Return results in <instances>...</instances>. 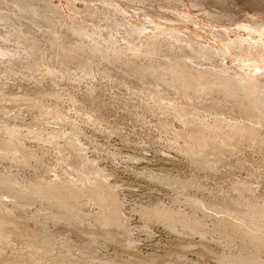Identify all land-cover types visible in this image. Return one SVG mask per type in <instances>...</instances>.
I'll return each instance as SVG.
<instances>
[{
	"label": "rangeland",
	"instance_id": "1",
	"mask_svg": "<svg viewBox=\"0 0 264 264\" xmlns=\"http://www.w3.org/2000/svg\"><path fill=\"white\" fill-rule=\"evenodd\" d=\"M192 1L0 0V46L10 50L0 55V139L24 147L15 157L0 156V264H245L240 257L256 244L243 233L225 234L217 208L246 227L263 221L264 144L256 143L264 141V129L257 126L256 140L246 130L237 134L242 144L232 152L213 144L188 152L194 139L184 121L200 125L218 112L244 127L247 101L242 91L228 99L196 87L190 92L192 77L184 83L178 78L197 69V78L209 82L224 74L264 80L263 49L253 62L234 54L249 46L243 40H264L242 27L263 24L264 0ZM208 13L223 17L216 22ZM200 47L211 50L212 59L197 55ZM83 68L94 72L90 78ZM261 92L255 97L264 99ZM29 98L45 108L31 106ZM6 125L17 128L10 137ZM216 134L205 136L215 141ZM101 176L119 201L112 200L119 205L116 226L107 222L110 200L98 206L86 193ZM43 184L67 197L66 207L33 193ZM21 187L26 193L17 199ZM156 210L202 224L191 233L156 218ZM259 249L264 260V245Z\"/></svg>",
	"mask_w": 264,
	"mask_h": 264
},
{
	"label": "bare ground",
	"instance_id": "2",
	"mask_svg": "<svg viewBox=\"0 0 264 264\" xmlns=\"http://www.w3.org/2000/svg\"><path fill=\"white\" fill-rule=\"evenodd\" d=\"M192 2H194L193 4H194V6H199V4L197 3L198 1H196V0H193ZM2 4V3H1ZM38 9V8H37ZM20 11H23V9L22 10H20ZM25 11V10H24ZM2 13V12H1ZM11 13V12H10ZM9 16H10V14H8ZM208 15L213 19V20H216V22L217 21H219V20H221V18L223 17L222 15L221 16H219V15H215V13H214V15H212V14H210V13H208ZM35 17V16H34ZM45 18V17H44ZM7 19H9L10 20V17L9 18H7ZM48 19V18H47ZM226 19H227V21H232V18H228V17H226ZM4 20H2V19H0V22H3ZM117 21V20H116ZM107 22V21H106ZM21 26V25H20ZM69 27V26H68ZM72 27V26H71ZM242 27H244L245 29H247V30H249V32L251 33V34H258L259 36H264V22H263V24H258L257 23V21H253V23H249V24H246V25H244V26H242ZM21 29V28H20ZM14 30H15V28H14ZM7 31V30H6ZM11 31V30H10ZM17 31V30H16ZM161 31V30H160ZM82 32V31H81ZM163 32V31H162ZM9 32H7V34H8ZM17 33V32H16ZM24 33V32H23ZM165 33V32H164ZM6 34V35H7ZM10 34V36H11V33H9ZM14 34V32L12 33V35ZM20 34H21V32H20ZM1 35V34H0ZM25 35V34H24ZM52 35V34H51ZM140 35H141V33H140ZM153 35H155V34H153ZM22 37V36H21ZM25 37V36H24ZM58 37V36H57ZM157 37V36H156ZM8 38V37H7ZM12 38V37H11ZM27 38V37H26ZM59 38V37H58ZM260 38V37H259ZM1 39V38H0ZM9 39V38H8ZM19 39V38H18ZM3 40V39H2ZM22 40V39H21ZM59 40V39H58ZM258 41V40H257ZM250 42V41H245V40H243V41H241V43L242 42H244V44L245 43H248L249 44V46L248 47H246V46H240V47H238L239 48V52H235L234 54L235 55H237V57L238 56H243V55H245V57L247 58V59H245L244 61L245 62H253V61H256V60H254L255 59V56L254 55H260V54H262L261 52L264 50V40H261V42ZM5 42H7V40H6V38H5ZM60 42V41H59ZM233 42V41H232ZM53 43V42H52ZM51 44V43H50ZM198 44V43H197ZM71 45V44H70ZM150 45V44H149ZM154 46V45H153ZM238 46V45H237ZM54 47V46H53ZM167 47V46H166ZM169 47V46H168ZM179 47V46H178ZM189 47V46H188ZM230 47V46H229ZM25 48V47H24ZM62 48H64V47H62ZM160 49H161V46L159 47ZM204 48H202V47H200V49H198V50H196L195 51V53L197 54V55H199V56H202V57H206V58H211L213 55H211V50H210V52L208 51V50H206V52H205V50H203ZM263 49V50H262ZM18 50V49H17ZM21 50V49H20ZM25 50V49H24ZM30 50H31V48H30ZM149 50V49H148ZM220 50V49H219ZM10 51V50H9ZM7 49H3V47H1L0 46V55H1V57H2V54H5V53H7V52H9ZM32 51V50H31ZM136 51H138V50H136ZM135 51V52H136ZM158 51V50H157ZM25 52V51H24ZM152 52V51H151ZM230 52H231V50H230ZM25 53H27V52H25ZM153 53H155V52H153ZM157 53V52H156ZM165 53V52H164ZM9 54V53H8ZM28 54V53H27ZM30 54V53H29ZM56 54V53H55ZM185 54V53H184ZM228 54V53H227ZM11 55L12 56H18L19 54L18 53H12V51H11ZM216 55V54H215ZM225 55V54H224ZM23 56V55H22ZM21 55H19L18 57H22ZM196 56V55H195ZM198 56V57H199ZM217 56V55H216ZM30 57V56H29ZM197 57V56H196ZM200 58V57H199ZM215 58V57H214ZM254 58V59H253ZM140 59V58H139ZM198 59V58H197ZM212 59V58H211ZM243 59V58H242ZM174 60V59H173ZM183 60V59H182ZM195 60V59H194ZM214 60V59H213ZM239 60V59H238ZM241 60V59H240ZM241 63V62H240ZM242 63H243V61H242ZM178 65V64H177ZM177 65H175V66H177ZM201 65V64H200ZM241 65V64H240ZM194 66H196V65H194ZM34 67H40L39 66V64H37V65H34ZM83 67H85V66H83ZM180 67V66H179ZM175 68V67H174ZM185 68V67H184ZM52 69V68H51ZM177 69V68H176ZM62 70H60L59 72H61ZM83 76L86 78L87 76L89 77V75H91V72H93V71H91V70H89V69H87V68H83ZM226 71V70H225ZM63 72V71H62ZM66 72H67V70H66ZM200 72L201 71H199V70H197V69H194V71H188V72H184V73H182L181 72V77L180 78H178V80H182V82L183 81H189V79H190V77H192V81L190 80V82H188L187 83V89H190L189 91L190 92H192L193 90H195V88H193V87H196V88H201V89H206L205 91H207V90H210V92L209 93H211V95L213 94L212 92H215V93H218V94H222L223 96H225V99H228L230 96H232L233 98H234V93H236L237 91H242V92H240L242 95H243V98L247 101V104H244V105H242L243 107L245 106L246 108H247V110H245L244 112H245V114L243 113L242 115L243 116H245L247 119H248V123H247V125L246 126H244V127H241V120L239 121L237 118H234V119H230V118H228V117H225L224 116V114L223 113H221V114H223L222 116H220L219 114L220 113H215V114H213V113H209L210 115H211V117H212V119H213V121H209V119L208 120H205V121H202V123L199 125H194V126H190L188 123H186L185 121H184V126H185V128L188 130V133H189V137H191V138H193L194 140H193V144L192 145H189L188 144V146L186 147V150L188 151V152H191V153H196L197 151H194V150H196V149H194L193 150V148H195V147H200V148H206V146L207 145H210V144H213V145H215V146H217V147H219L220 148V150L222 149V151H230V152H232L233 150H235V149H237V148H239V146L242 144V143H239V142H237L238 140L236 139V138H238V137H236L237 136V134H240V132H243V131H245L246 130V135L248 136V139L249 140H256V139H258V138H256L255 139V136L257 135V132H258V128H257V126H260V128L261 129H264V99H262V98H259V97H255V96H257V94H260L262 97H263V95H262V92H261V89L262 88H264V80H260V79H256V80H254V81H252V79L251 78H249L248 76H247V78L245 79L244 77H237V76H235V75H230V76H227V77H225V74L222 76V75H219V76H216L215 75V73H214V75L216 76V82H209L208 81V79H206V78H197V77H199V75H200ZM94 73V72H93ZM216 73H220V71L219 72H216ZM61 74V73H60ZM65 74V73H64ZM176 74H177V72H176ZM222 74V73H221ZM52 75V74H51ZM63 75V74H62ZM71 75V74H70ZM93 75V74H92ZM212 75V74H211ZM58 76V75H57ZM204 76V75H203ZM206 77V76H205ZM209 76H207V78H208ZM90 78V77H89ZM215 78V77H214ZM212 79V78H211ZM210 79V80H211ZM213 80V81H214ZM248 81H249V83H248ZM173 83L174 82H176V80H174L173 79V81H172ZM171 82V83H172ZM177 82H179V81H177ZM126 83V82H125ZM166 83H170V82H166ZM184 83V82H183ZM248 83V84H247ZM212 84H216L217 86H220L221 88L219 89V88H217V87H212L211 85ZM174 85H175V83H174ZM155 87V86H154ZM147 89V88H146ZM158 90L160 89V88H157ZM192 89V90H191ZM157 90V91H158ZM198 91H199V89H197ZM162 91V90H161ZM164 91V90H163ZM197 91V92H198ZM151 92V91H150ZM193 92H195L196 93V91H193ZM204 92V91H203ZM203 92H202V94H203ZM162 93H164V92H162ZM194 93V94H195ZM207 93V92H206ZM205 93V94H206ZM46 94V93H45ZM49 94V93H48ZM201 94V93H200ZM264 94V93H263ZM58 95V94H57ZM197 95V94H196ZM196 95H194L195 97H196ZM46 96V95H45ZM52 96V95H51ZM150 96H151V94H150ZM162 96H163V94H162ZM185 96L189 99V102L191 101V102H193V97L188 93V92H186L185 93ZM207 96H208V94H207ZM212 96H214V95H212ZM218 96V95H217ZM221 96V95H220ZM259 96V95H258ZM55 97H56V95H55ZM156 96L154 95V97L153 98H155ZM158 97V96H157ZM163 97H165V96H163ZM162 97V98H163ZM22 98V97H21ZM43 98V97H42ZM58 98V97H57ZM60 98H61V96H60ZM59 98V99H60ZM169 98V97H168ZM197 98H198V95H197ZM231 98V97H230ZM236 98V97H235ZM30 99V98H29ZM45 99V98H44ZM161 99V98H160ZM165 99V98H164ZM224 99V98H223ZM16 100V99H15ZM200 100V99H199ZM32 102L31 103V106H33V107H35L36 109L38 108V109H42V107H44L45 108V106L43 105V104H41V102L40 101H37L36 99H30L29 100V102ZM219 101V100H218ZM73 102V101H72ZM163 102V101H162ZM161 102V103H162ZM171 102V101H170ZM199 102V101H198ZM23 103V102H22ZM158 103V102H157ZM159 103H160V101H159ZM160 103V104H161ZM164 103H166V102H163V104ZM76 104V103H75ZM79 104V103H78ZM167 104H169L170 105V103H167ZM224 104H228V103H224ZM222 105H223V103H222ZM161 106V105H160ZM172 106H174V104L172 105ZM234 106H236V107H240L241 108V105H239V104H234ZM201 107V106H200ZM43 108V109H44ZM47 108H49V107H47ZM239 109V108H238ZM234 110V109H233ZM50 111V110H49ZM239 111H240V109H239ZM238 111V112H239ZM205 112V111H204ZM243 112V111H242ZM48 113V112H47ZM53 113V112H52ZM170 113V112H169ZM186 113V112H185ZM63 115V114H62ZM61 114H59L58 113V119L61 121V122H63V120H65V117H63ZM208 115V114H207ZM47 116V115H46ZM46 116H44V117H46ZM52 116V115H51ZM88 116V115H87ZM236 116V115H235ZM49 117V116H48ZM90 117V116H89ZM53 118V117H52ZM199 118V117H198ZM54 119H55V117H54ZM57 119V120H58ZM184 119V118H183ZM211 120V119H210ZM54 121H56V120H54ZM194 121V120H193ZM54 123V122H53ZM59 123V122H58ZM224 123V124H223ZM9 124V123H8ZM46 124V123H45ZM63 124V123H62ZM56 125V124H55ZM2 126V125H1ZM57 126V125H56ZM14 127V126H13ZM225 127H227V129H225ZM6 128H7V132H6V135L8 136V137H10L11 135H13L15 132H16V129L15 128H9L7 125H6ZM40 128V127H39ZM5 129V128H4ZM43 130V129H42ZM62 130V129H61ZM74 131V130H73ZM77 131V130H76ZM211 131H214V132H217L218 134H216L217 135V137H216V140L214 141V140H211V139H209V138H207L206 136H205V133H207V132H211ZM263 131V130H262ZM59 133H61L60 131H59ZM62 133H64V131L62 132ZM65 134V133H64ZM213 134V133H212ZM260 134V133H259ZM61 135V134H60ZM210 135V134H209ZM245 135V136H246ZM57 136V135H56ZM65 136V135H64ZM55 137V136H54ZM210 137V136H209ZM212 137V136H211ZM236 137V138H235ZM264 138V137H263ZM11 140L10 138H7V137H4V138H1L0 139V156H1V154L2 155H4V156H10V155H14V157H15V155L16 154H18L20 151L22 152V150H23V148L24 147H22V149L21 148H16L14 145V143L16 142H14L13 144L11 143V141H9V140ZM239 140H241V139H243V138H238ZM67 140V139H66ZM191 140V139H190ZM246 140V139H245ZM19 141V140H18ZM37 141V140H36ZM192 141V140H191ZM243 141V140H242ZM190 142V141H189ZM253 142V141H252ZM70 143L72 144V145H75L76 144V139L75 140H70ZM187 143V142H186ZM78 144V143H77ZM256 144H258L259 146V148L261 147V149H263V144H264V141L262 142V141H257V143ZM16 146H17V144H16ZM18 146H20V145H18ZM76 146V145H75ZM74 146V147H75ZM75 149V148H74ZM78 151L81 149H78V147L76 148ZM75 149V150H76ZM83 149V148H82ZM81 149V150H82ZM211 149V148H210ZM80 150V151H81ZM80 151H79V153H80ZM263 151V150H262ZM82 152V151H81ZM219 152H221V151H219ZM264 152V151H263ZM262 152V153H263ZM77 153V152H76ZM194 153V154H195ZM18 156V155H17ZM16 156V157H17ZM26 156V155H25ZM84 156V155H83ZM13 157V158H14ZM24 157V156H23ZM165 157V156H164ZM11 158V157H10ZM18 158V157H17ZM27 159H30V158H32V156H30L29 154H27V157H26ZM25 158V159H26ZM156 159V158H155ZM166 159V158H165ZM21 160V159H20ZM141 160V159H140ZM5 161V160H4ZM19 161V160H18ZM27 161V160H26ZM159 162H160V160H159ZM148 163H150V161H148ZM192 163V162H191ZM155 165V164H154ZM209 170V169H208ZM207 171V170H206ZM14 175V174H13ZM105 175V174H104ZM89 176V175H88ZM86 177V176H85ZM84 177V178H85ZM94 179V178H93ZM105 178H102V176L100 177V179H97V182H91V185H90V187L87 189V194L89 195V197L88 198H90L91 200H93L94 202H96V204H98V206H102V202H106V200H107V202H108V200H110V204H107V208H104L105 210L106 209H109L110 208V205L112 206V208H114V210H113V214H111V216H110V218L108 217V223L110 222V223H113V224H115V226L117 225V223H120V222H118V218H117V213H118V209H117V207L119 206L117 203L119 202H117L116 201V199L117 198H114L113 199V195L112 194H114L110 189H112V190H114L113 188H111L110 187V189H109V187H106L105 186ZM2 181V180H1ZM85 181H90V179L87 177L86 178V180ZM107 181V180H106ZM4 182V181H3ZM168 183V182H167ZM4 184V183H3ZM153 184V183H152ZM47 186H44V184L41 186V185H37V186H34V189H32V191H33V193L34 194H37V195H40V196H42V197H46L47 199H48V196H52V197H54V204L58 207V208H63V207H66V204H67V195H65V197L66 198H63L64 197V195H63V197H62V195L60 194V193H57V192H55L56 190H55V188H51L50 187V185H48V184H46ZM9 186V185H8ZM10 186H12V185H10ZM32 186V185H31ZM15 187V186H14ZM186 187V186H185ZM58 188V187H57ZM63 188V187H62ZM67 188H69V187H67ZM66 188V189H67ZM12 189V188H11ZM59 189V188H58ZM78 189V188H77ZM168 189V188H167ZM170 189V188H169ZM5 190H7V189H5ZM13 190V189H12ZM14 191V190H13ZM60 191V190H59ZM66 191V190H65ZM70 191H71V189H70ZM73 191V190H72ZM72 191H71V193H72ZM76 191V193L77 194H79L78 192H80L79 190H75ZM84 191V190H83ZM209 191V190H208ZM116 192V191H115ZM8 193V192H7ZM25 193H26V190L24 189V188H22L21 187V189L20 190H18L16 193H15V196H16V198L18 199H22L23 198V196L25 195ZM50 193H55L54 195H52V194H50ZM244 193V192H243ZM4 194V193H3ZM49 194V195H48ZM65 194V193H64ZM175 194V193H174ZM187 194V193H186ZM9 195V194H8ZM27 195V194H26ZM70 195V194H69ZM82 195V194H81ZM84 195H86V194H84ZM115 195V194H114ZM117 195V194H116ZM179 195H181V194H179ZM28 196V195H27ZM27 196H25V197H27ZM68 197H70V196H68ZM178 197V196H177ZM109 198V199H108ZM112 198V199H111ZM181 198V197H180ZM30 199V198H29ZM33 200H34V198H33ZM112 200L114 201H116L115 203L114 202H112ZM205 200V199H204ZM18 201V200H17ZM187 201V200H186ZM29 202V201H28ZM187 203V202H186ZM190 203V202H189ZM195 204H196V206L195 207H197V208H201V202H199V201H195L194 202ZM213 203V202H212ZM25 204V203H24ZM104 204V203H103ZM117 206H116V205ZM203 204V203H202ZM218 204V203H217ZM216 204V205H217ZM190 205V204H189ZM205 205V204H204ZM204 205H202V210L203 209H205V210H208V209H206V205L204 206ZM226 205V204H225ZM192 206H193V204H192ZM221 206H223V205H221ZM232 206V205H231ZM258 206V205H257ZM204 207V208H203ZM208 207H209V205H208ZM207 207V208H208ZM223 207H225V206H223ZM196 208V209H197ZM211 208V207H210ZM226 208V207H225ZM111 209V208H110ZM110 209L108 210L109 212H110ZM234 209H235V207H234ZM19 210V209H18ZM105 210H103V212L105 211ZM201 210V209H200ZM205 210H204V212H205ZM216 210V209H215ZM228 210V209H227ZM21 211V210H20ZM217 211L219 212V213H221V215H222V217H221V223H222V231L225 233V234H227L228 236H230V237H232L231 235L232 234H236V233H238V235H239V233H243V236L247 239V240H250V242L252 241L253 242V244H256V247L255 248H253V251L251 252V254H249L248 256H246L245 255V257L244 258H242V257H240L241 258V260H244V262H245V264H264V260H262L261 259V255L259 254V253H262V252H260V249L259 248H261V246H263L264 245V237H262V236H260V235H258L257 233L258 232H261V233H263L264 234V215L261 213V210H259L260 212H258V213H260V215H259V217H262V219H263V221L260 223V222H256V221H253V220H257V219H253L252 221H250L249 223H248V226L249 227H246V226H244V223H240V224H238L237 222H235V220H233V219H231V218H227L228 220H226V211H225V209L224 208H220V205H218V208H217ZM107 212V211H106ZM111 212H112V210H111ZM155 213L153 214V216H155L156 218H158V219H160V218H165L166 220H168V222H170V224L171 225H176L177 223H180V224H182V227H184V228H187V229H189V231H191V233L192 232H194V233H196V232H198V228H199V226L202 224H200V221L198 220H196V219H193V218H191L190 216L188 217L187 215H184V216H177V215H175V213H171L170 211H159V210H156V211H154ZM175 212V211H174ZM181 212V211H180ZM264 212V211H263ZM203 213V212H202ZM229 213V212H228ZM227 213V214H228ZM181 214V213H180ZM218 214V213H217ZM219 215V214H218ZM228 216H229V214H228ZM239 216V215H238ZM193 217V216H192ZM219 217V216H218ZM217 217V218H218ZM230 217V216H229ZM232 217V216H231ZM237 217V216H236ZM195 218H197V217H195ZM233 218V217H232ZM249 218V217H248ZM252 219V218H251ZM1 220H3V218H1L0 217V226L2 227V225L5 227V221H1ZM259 220H260V218H259ZM219 222V221H218ZM221 223H219V224H221ZM2 229V228H1ZM241 235V234H240ZM201 236V235H200ZM241 238H243V237H241ZM229 239V238H228ZM227 239V240H228ZM243 240H245V239H243ZM242 240V241H243ZM246 243V242H245ZM249 244V243H248ZM251 244V246H252V243H250ZM250 246V245H249ZM254 247V246H253ZM237 257V256H236ZM236 257H234L236 260H237V258ZM228 259V258H227ZM231 259H233V258H231ZM235 259L233 260V262L235 261ZM240 261V260H239Z\"/></svg>",
	"mask_w": 264,
	"mask_h": 264
}]
</instances>
